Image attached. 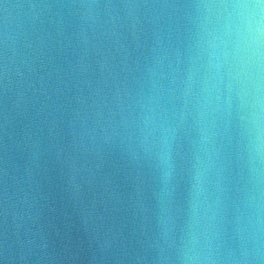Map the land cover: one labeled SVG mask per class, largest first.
Segmentation results:
<instances>
[{
    "label": "water",
    "instance_id": "water-1",
    "mask_svg": "<svg viewBox=\"0 0 264 264\" xmlns=\"http://www.w3.org/2000/svg\"><path fill=\"white\" fill-rule=\"evenodd\" d=\"M0 264H264V0H0Z\"/></svg>",
    "mask_w": 264,
    "mask_h": 264
}]
</instances>
